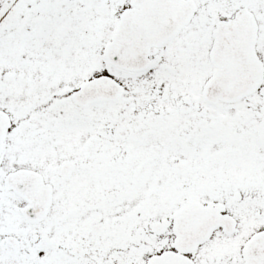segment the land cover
Here are the masks:
<instances>
[{
    "label": "snow or ice",
    "instance_id": "obj_1",
    "mask_svg": "<svg viewBox=\"0 0 264 264\" xmlns=\"http://www.w3.org/2000/svg\"><path fill=\"white\" fill-rule=\"evenodd\" d=\"M0 264H264V0H0Z\"/></svg>",
    "mask_w": 264,
    "mask_h": 264
}]
</instances>
